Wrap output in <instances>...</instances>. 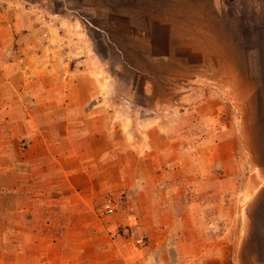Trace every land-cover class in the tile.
I'll list each match as a JSON object with an SVG mask.
<instances>
[{
    "label": "rangeland",
    "instance_id": "obj_1",
    "mask_svg": "<svg viewBox=\"0 0 264 264\" xmlns=\"http://www.w3.org/2000/svg\"><path fill=\"white\" fill-rule=\"evenodd\" d=\"M19 152L39 160L23 170ZM172 170L227 184L205 216L207 236L235 242L221 263L264 264V0H0V264L32 242L28 264H76L69 225L51 235L75 204L61 194L90 187V203L122 215L118 190L161 172L170 184ZM141 237L112 264L197 260Z\"/></svg>",
    "mask_w": 264,
    "mask_h": 264
},
{
    "label": "crops",
    "instance_id": "obj_2",
    "mask_svg": "<svg viewBox=\"0 0 264 264\" xmlns=\"http://www.w3.org/2000/svg\"><path fill=\"white\" fill-rule=\"evenodd\" d=\"M17 125L18 122L16 123V126ZM73 126L68 125L67 127ZM35 131H38V129H28L26 139H31L30 137H32V135L35 138ZM4 150H6L7 153L6 157H4L5 161L9 160L13 163L12 160L16 157V154L14 155L15 150L11 147L10 141L7 142ZM19 154V159H21L24 165L23 170L30 168L29 161L34 159L39 160L37 155L22 157L23 154L21 152H19ZM204 162H202V166H204ZM127 168L128 167L124 166L126 170L124 173L126 175L125 178H127L129 174ZM172 171H174L172 173L174 181L170 184L169 181L168 183L165 181L162 182L158 178V176H160L163 179L164 172H161L158 175L148 174L146 177L142 178L143 182L140 186L136 185L131 189L118 190L120 193L126 190L127 195H129L128 198L131 200V211L129 213H123L122 215L115 211L113 214L99 216V212L96 210L97 208L100 210L101 206L107 202L111 203L116 208V203L109 198L104 199L103 202L95 207L96 202H89V197L93 194L90 187L88 189L78 188L74 191L73 188H70L67 192H64V195L61 194L60 196L61 199L64 200L70 199V196L75 197L72 199V202L75 204H70L69 206L73 211L72 216H67V219L64 216L65 222L63 224L59 222V220L54 221V225L50 228L52 238H56L54 235L57 236L56 234L58 231H66L64 228L61 229L64 224L69 225V227H67L69 234L66 238L68 240L71 238L75 246H84L82 249L84 251H81L80 255H76L75 258H72V256L70 257V259L77 261L76 264H112V261H117L120 258H129L132 255V240L139 236H145L148 242L150 239L151 241L155 240L151 244L154 246L157 242L155 247L156 245L158 246L161 241H166L168 238L172 247L180 249L181 251L183 250V255L189 258H197L195 261L196 264H206L208 259L218 260L219 262L217 261V264H222L219 258L224 257L223 253L228 249V244H233L234 247L235 242L230 233L229 236H224L223 238L215 234L207 236V234H205V216H207L206 213L208 210H210L211 213H215V210H218L215 208V195L217 196L223 190L228 191L224 188L225 186L228 187L227 184L220 185L219 181L216 179L214 181H208L207 176L201 178L203 176L199 177V175H197L198 178L195 183L188 182L187 179L189 177L187 175L181 177V175L176 174L177 170ZM227 180L229 179L227 178ZM156 181L161 182H159V185H156L154 184ZM115 192L117 193V190H115ZM83 207H88V209L91 210L90 213L87 214V217L78 215L79 209ZM48 214H45L44 217H48ZM32 220L33 219L29 220L28 223L32 222ZM46 220L47 219H45V221ZM35 222H37V220H35ZM51 222H53V219H49V223ZM121 226L127 227L123 229V233H126L125 236H121L119 233L116 235L117 227L122 230ZM72 229L78 232H71ZM128 231H130L131 237H126L129 234ZM98 234L102 238L106 236L105 240L101 242H92L91 238L88 239L91 235L93 239L95 238L97 240ZM34 235L40 239L42 237L46 238V236H43V232H39V234L35 233ZM86 239L91 243L88 248L85 246ZM139 239L143 240L142 237ZM30 245L36 244L34 242L29 243L26 247L27 250L30 249ZM45 245H47L48 248L51 246L50 242L45 243ZM167 247H169V245H167ZM14 248L15 252H18L17 255L20 256H17L15 259H13L14 255L12 257L10 256L8 259L10 264H28V262H35L38 260L37 255L39 254L33 253L34 250L31 251V253H33L31 254L26 249L23 250L22 247L17 249L14 246ZM150 249L148 244L146 251L149 250L148 253L154 251V249H151L152 251ZM45 251H49V249ZM56 254L58 258L57 263H62L61 260H65L69 257L60 250L59 253L56 252ZM110 258L114 260H109ZM253 263L254 262H250V264Z\"/></svg>",
    "mask_w": 264,
    "mask_h": 264
},
{
    "label": "built area",
    "instance_id": "obj_3",
    "mask_svg": "<svg viewBox=\"0 0 264 264\" xmlns=\"http://www.w3.org/2000/svg\"><path fill=\"white\" fill-rule=\"evenodd\" d=\"M102 213L103 214H111L114 212V206L110 203H106L102 206ZM136 243L138 244H143V240L142 239H137Z\"/></svg>",
    "mask_w": 264,
    "mask_h": 264
}]
</instances>
